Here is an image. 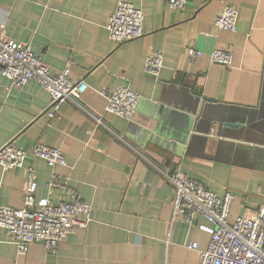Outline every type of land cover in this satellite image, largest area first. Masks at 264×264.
<instances>
[{
	"label": "crops",
	"instance_id": "1",
	"mask_svg": "<svg viewBox=\"0 0 264 264\" xmlns=\"http://www.w3.org/2000/svg\"><path fill=\"white\" fill-rule=\"evenodd\" d=\"M119 1L0 0L3 37L89 85L49 116L47 90L35 80L8 89L0 67V147L12 141L27 152L23 166L0 165V204L24 206L31 166L37 201L68 199L74 188L92 206L88 224L55 251L34 241L19 254L0 228V264H198L187 244L206 248L213 224L201 214L192 224L173 218L164 170L179 169L219 195L232 191L230 221L264 203V0H188L182 8L123 0L143 10L144 34L115 42L107 23ZM227 5L238 13L233 31L215 24ZM192 47L202 55L191 58ZM215 48L231 52L230 65L211 60ZM158 51L164 64L154 77L144 64ZM120 83L140 95L131 119L106 110L107 92ZM195 96L253 109L234 135H217ZM38 142L60 147L67 164L33 156ZM54 173L61 185L50 183Z\"/></svg>",
	"mask_w": 264,
	"mask_h": 264
},
{
	"label": "built area",
	"instance_id": "2",
	"mask_svg": "<svg viewBox=\"0 0 264 264\" xmlns=\"http://www.w3.org/2000/svg\"><path fill=\"white\" fill-rule=\"evenodd\" d=\"M188 0H166L171 7L182 8ZM237 10L230 5L220 10L215 24L223 29L235 30ZM107 28L115 42L137 38L144 34V13L136 4L120 0L110 14ZM191 58L202 55L194 47L189 50ZM209 56L212 61L230 65L232 54L223 48H215ZM164 64L161 51L149 54L144 69L157 77ZM0 67L7 78V88H21L30 80L37 81L50 94L49 116H54L67 100H77L88 88L84 78L74 79L67 66L53 73L28 44L3 37L0 30ZM140 95L126 84H117L107 92L106 110L131 119ZM32 155L45 160L52 167L67 164L60 147L38 142ZM27 152L8 141L0 147V165L3 168L23 166ZM27 185L24 206L12 207L0 204V228L8 240L16 244L19 254L25 253L30 243L42 241L47 250L55 251L59 242L74 228L83 227L91 220V204L83 200L74 188L69 198L54 202L50 198L37 201L38 186L33 167H26ZM163 171V170H162ZM175 192L173 218H181L192 224L196 215L205 216L212 224L210 242L200 248L197 241L187 244L198 252V264H264V203L251 214L229 220L231 205L235 198L232 191L219 195L203 182L189 177L179 169L162 172ZM54 173L50 183L61 185Z\"/></svg>",
	"mask_w": 264,
	"mask_h": 264
},
{
	"label": "water",
	"instance_id": "3",
	"mask_svg": "<svg viewBox=\"0 0 264 264\" xmlns=\"http://www.w3.org/2000/svg\"><path fill=\"white\" fill-rule=\"evenodd\" d=\"M195 100L197 103L196 112L201 107L202 115L210 121L208 132L214 128L213 123H216L217 135H223L222 133L226 131H228L226 133L234 135V130L244 127L243 125L247 123V115L253 109L250 106L217 104L215 99L200 96H195ZM203 100L205 102L201 103Z\"/></svg>",
	"mask_w": 264,
	"mask_h": 264
}]
</instances>
